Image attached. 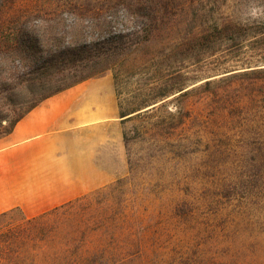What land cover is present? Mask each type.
<instances>
[{
  "label": "rangeland",
  "instance_id": "rangeland-1",
  "mask_svg": "<svg viewBox=\"0 0 264 264\" xmlns=\"http://www.w3.org/2000/svg\"><path fill=\"white\" fill-rule=\"evenodd\" d=\"M175 2L167 26L71 86L105 95L119 115L69 134V200L117 186L125 236L137 241L120 264H264V0ZM221 21L243 29L181 44ZM143 22L117 0H0V43L20 30L51 48L36 81L0 89V131L24 108L26 86L69 81V54L59 50L111 49L142 37ZM73 24L83 33L75 45ZM11 165L40 182L39 168ZM21 196L29 214L45 198Z\"/></svg>",
  "mask_w": 264,
  "mask_h": 264
},
{
  "label": "trees",
  "instance_id": "trees-1",
  "mask_svg": "<svg viewBox=\"0 0 264 264\" xmlns=\"http://www.w3.org/2000/svg\"><path fill=\"white\" fill-rule=\"evenodd\" d=\"M117 1L125 5L135 18H144L140 31L142 37L128 39L111 49L83 51L82 48L87 47L81 46L69 47V53L59 50L58 56L62 59L68 60L69 54V81L52 84L45 79L37 80L38 87L26 86V95L19 103L24 108L0 131V136L9 133L21 117L45 98L112 69L128 54L131 46H137L149 39L153 32L167 26L164 16H172L176 11L175 0ZM151 9L154 11L150 12ZM104 24L106 20H103ZM77 25H71L69 30V42L74 45L75 39L83 35L75 27ZM241 29L243 26L239 23L215 22L210 29L192 31L181 44L210 40L212 32L220 37ZM20 37H27V40H20ZM3 38L4 44L0 43V89L11 83L22 85L29 80L34 82L37 75L50 67L51 61L45 59L43 54L51 48L43 41L20 30L4 33ZM53 40L52 45H55L58 36H54ZM259 69L264 71V67ZM210 83L211 79L205 80L203 87ZM189 90L182 91L179 96L187 95ZM120 114L122 117L128 115ZM116 191L117 186L99 189L31 216L18 207L0 210V264H120L130 258L133 252L129 251L130 247L137 248V241L132 233L125 236L128 221L117 201Z\"/></svg>",
  "mask_w": 264,
  "mask_h": 264
},
{
  "label": "crops",
  "instance_id": "crops-1",
  "mask_svg": "<svg viewBox=\"0 0 264 264\" xmlns=\"http://www.w3.org/2000/svg\"><path fill=\"white\" fill-rule=\"evenodd\" d=\"M116 115L119 111L112 100L106 101L105 95L94 96L80 86L57 92L29 110L9 133L0 136V203L13 201L0 206V210L18 205L31 216L68 201L71 198L69 134ZM16 161L41 170L36 186L28 180L29 173L13 169L11 163ZM35 193L45 198L41 200L42 205L29 214L21 195Z\"/></svg>",
  "mask_w": 264,
  "mask_h": 264
},
{
  "label": "water",
  "instance_id": "water-1",
  "mask_svg": "<svg viewBox=\"0 0 264 264\" xmlns=\"http://www.w3.org/2000/svg\"><path fill=\"white\" fill-rule=\"evenodd\" d=\"M147 108H150V107H147Z\"/></svg>",
  "mask_w": 264,
  "mask_h": 264
}]
</instances>
